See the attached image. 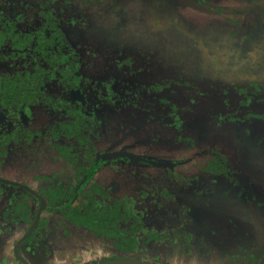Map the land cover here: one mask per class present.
Segmentation results:
<instances>
[{
	"label": "flooded vegetation",
	"instance_id": "flooded-vegetation-1",
	"mask_svg": "<svg viewBox=\"0 0 264 264\" xmlns=\"http://www.w3.org/2000/svg\"><path fill=\"white\" fill-rule=\"evenodd\" d=\"M39 1L0 0V231H19L20 237L13 246L16 263L34 264V259L37 263L48 260L50 264H58L63 259L59 253L63 249H60L62 243H65L67 237H79L80 234H85L88 242H98L103 248L105 255L91 264L121 257L166 264L149 260L142 256V252L150 248L147 244L152 240L159 244L158 247H166L168 242L163 239L168 238L170 232V239H176L173 246L183 256L191 251H197L199 255L212 252L216 247L211 245V240L215 238L219 227L227 224L220 220L223 214L217 213L219 219L216 226L206 233L205 217L195 216L198 209L196 200L202 204L205 195L214 191V188L202 193L201 173H185L183 167L193 157L165 155V158H154L144 153H132L124 147H111L116 143L115 137L119 130L127 124L132 123L139 130L134 132V129L128 128L123 133L124 137L125 133H131L130 130L134 136L142 137L148 132V128H144L146 122L153 124L155 113L149 110L153 112L152 117L144 113L148 104H153V90L157 89L153 86L152 78L159 63L150 65L153 62V50L145 53L146 45L138 43L136 37L135 41L130 40L123 31L121 34L113 32L109 39V36L106 38L100 35L99 39L98 31L101 30L98 28H95V34L89 26L84 28L78 23L79 26L75 27L76 23H72L74 29L67 33L58 9L54 6L56 2ZM180 1L196 9L223 14L228 11L237 12L242 7L216 8L206 0H197L204 2L202 6L195 0ZM250 5L264 7V0H252L246 7ZM115 34L121 38L118 40ZM115 52L117 56H114ZM251 52L253 55L257 51ZM122 54L124 56L120 57ZM204 70L203 65L202 73ZM176 78H172V81ZM240 87V93L244 96L241 101L247 100L243 104L250 106L256 95L262 96L259 93L264 91V82L248 81ZM139 94L143 96L139 97ZM145 97H151L148 104L143 102ZM173 99H169L168 103L171 111L175 112L173 109L177 103ZM172 112L163 114L162 120H169L167 125L177 128L180 115L177 113V118ZM109 115L121 119L128 117L129 122L110 125ZM256 115L264 119L263 113ZM253 116L252 113H246L248 120ZM219 126L222 124L216 126V129ZM236 132L240 134L242 142L249 137L251 143L260 144L258 146L264 148V137L255 142L249 136L252 132L245 134L241 129ZM186 138L190 142L186 148H190L195 143V137ZM143 140L149 142V148H152L153 135L144 136ZM228 160L227 156L219 152L215 157L203 161L201 159L200 163L197 161L195 165H202L200 171L210 177L212 182L220 175L233 180V184H228L220 191V197L233 191L243 209L240 213H243L247 211L244 200L249 196L243 188L251 178L247 177L245 181L244 170H231ZM127 163H131L134 168L146 167V171L158 163L167 169L168 174H174V182L182 184L184 176L192 188L202 190L198 189V193H185V205H179L181 210L168 215L167 198L173 194L158 184L165 180V174L163 177L156 174L153 180V174L148 176L144 171L145 181L138 186L131 178H122L127 183L130 181L124 192L132 189L140 194L135 198L121 192L120 173L122 166ZM262 164L259 163L258 168ZM136 172L132 171L131 174ZM255 191L256 195L261 193L259 189ZM146 196H150L151 200H144ZM191 199L193 205H188ZM94 201L106 207L116 204L117 207L113 209L124 214L119 222L122 233L115 234L112 230L99 232L92 227L80 230L62 215V212H87L92 209ZM26 212L31 213L30 217L27 215L29 219H12L15 213ZM140 213L146 218L143 219ZM50 214L53 218H48ZM164 223L171 224L173 228L165 233L167 225ZM221 223L222 226L219 225ZM145 224H154L156 230L145 232ZM242 234L241 243L236 248L220 251L223 263L264 264V241L247 238L250 234H246V231ZM8 246L2 236L0 254H4ZM17 248L23 255L18 254ZM173 251L174 248L172 254ZM24 252L29 253V261L23 257ZM155 255L165 259L159 251Z\"/></svg>",
	"mask_w": 264,
	"mask_h": 264
},
{
	"label": "rangeland",
	"instance_id": "rangeland-1",
	"mask_svg": "<svg viewBox=\"0 0 264 264\" xmlns=\"http://www.w3.org/2000/svg\"><path fill=\"white\" fill-rule=\"evenodd\" d=\"M250 1L252 0H206L210 6L216 8L229 9L242 6L237 12L228 11L223 14L196 9L180 0H54L56 2L54 6L58 9V15L67 33L74 29L72 23H76L75 27L79 26L78 23L84 28L89 26L95 34L97 32L95 28H98L103 31H98L99 39H101L100 35H105L106 38L109 36V39L113 32L121 34L123 31L128 38H131L130 40L135 41L136 37L138 43L146 45L145 53H148L147 50H153V62H150V65L154 62L159 63L152 78L153 86L157 88H153L155 89L153 104L147 102L151 97H145L143 101L148 104L144 113H149L150 117L154 116L153 112L155 113L153 124L146 122L144 128H148V132L142 137L134 136V132L139 128L132 123L127 124L121 128V131L119 130L115 137L116 143L111 147H124L132 153H144L154 158H165V155L191 156L193 158L189 165L183 167L185 173L187 175H191L194 171L201 173L203 190L198 189L202 190V193L204 190L214 188V191L205 195L202 204L201 201L198 204L196 200L195 205L198 209L195 211V216L205 217L204 226L206 233H209V229L215 227L218 222L217 213L223 214L220 220L227 225L219 227L215 238L211 240V245L216 249L205 255L191 251L190 254L183 256L173 246L176 239L174 241L170 239V232L168 238L163 239L168 242L166 247H158L159 244L153 240L147 244L150 248L142 252V256L149 260H158L166 264H224L220 251L236 248L241 243L244 235L242 233L245 231L246 234L247 232L250 234L247 238L264 241V232L261 233V228L264 229V164H262L264 148L259 147L260 144L251 143L249 137L242 142L243 139L241 140L240 134L236 132L239 129L245 134L252 132L249 136H252L255 142H258L260 137H264V119L256 115L259 112L264 115V91L259 93L262 96L256 95L251 100L250 106L241 103V98L244 96L240 93V86H243V83L253 80L264 82V7L256 5L246 7ZM114 36L118 37L116 34ZM120 38L118 37V40ZM97 43L101 44L100 41ZM255 50L257 52L252 55L251 51ZM114 56H117L116 52ZM122 56L124 54L120 57ZM203 65L204 73H202ZM173 76L177 77L174 81H172V78H175ZM142 96L139 94V97ZM172 98L177 103L175 108L177 110L173 109L175 112L171 111L168 103ZM250 110L255 112H248ZM166 111L174 113L177 118V113L180 115V123L177 124L180 129L177 126V128L168 126L169 120H162V115L168 113ZM246 113L255 115L249 118L251 122L246 118ZM109 117L110 125L129 122L128 117L123 119L116 115ZM221 124L222 126L216 129V126ZM128 128L134 129V132L130 130L131 133H125L126 137H124L123 133ZM152 135L153 146L149 148L151 144L143 140V137ZM186 137H195V143H192L190 148H186L188 146L186 144L190 143L186 141L189 140ZM219 152L228 157L227 164L231 170L236 172L244 170L245 181L247 177L251 178L249 184H244L243 188V191L250 196L244 200L247 204L246 212L240 213L243 209L237 194L233 191H229L227 196L220 197V191L222 192L228 184H233V180L220 175L212 182L210 177L200 171L202 165H195L197 161L200 163L201 159L203 161L215 157ZM259 163L262 165L258 168ZM122 167L121 192H124L126 184H130V181L127 183L122 178H131L137 186L145 181L143 172L146 171V167L134 168L131 163ZM132 171H141L142 176L137 172L131 174ZM146 172L148 176L153 174V180L156 174H160L159 177L165 174V180L159 181L158 184L162 189L173 194L167 198L168 215H174L171 212L177 213L181 210L179 205H185L183 204L185 193H198V189L192 188L184 176L182 184L174 182L172 179L174 174H168L167 169L159 166L158 163L149 167ZM153 184H156L155 181ZM255 189H259L261 193L256 195ZM127 193L135 198L140 195L132 189L124 192ZM146 199L149 201L151 197L146 196L144 200ZM187 204L193 205L192 199ZM141 216L143 219L146 218L142 214ZM51 217L52 214L48 216ZM164 225H167L165 233L173 228L171 224L164 223ZM219 225L222 226V223ZM143 226L147 227V230L144 229L145 232L156 230L154 224ZM11 231L10 234L0 231V241L4 236L6 244L12 247L15 240L20 237V233L16 229ZM64 242L63 246H60V249L63 248L62 251H59L63 259L58 264H91L105 255L101 245L98 242H88L85 234H80L79 237L71 235ZM156 251L165 254V256L160 255L165 259L155 255ZM38 262L33 261L34 264H50L48 260ZM0 264L5 262L1 261Z\"/></svg>",
	"mask_w": 264,
	"mask_h": 264
},
{
	"label": "trees",
	"instance_id": "trees-1",
	"mask_svg": "<svg viewBox=\"0 0 264 264\" xmlns=\"http://www.w3.org/2000/svg\"><path fill=\"white\" fill-rule=\"evenodd\" d=\"M197 2L201 6L202 4H204V2H199V1ZM241 102L247 103L248 101L242 100ZM97 205H99L100 207L98 208ZM116 207H117L116 204L115 205L113 204L111 207H106V205H102L101 202L97 203L96 201H94L91 207L92 209L88 210L87 212L74 213V214L62 212V215L66 216L68 221L70 222L72 221L74 226L76 227L78 226L77 228L80 230L86 229L87 227H92L99 232L112 230L113 233L119 234L122 233V229L119 227V222L124 218V214L122 213L121 215L120 212H117L116 209H113ZM27 215L30 217L31 213L29 212H26L24 214L15 213L14 218L12 219L14 221L18 219L17 217H23V219H29Z\"/></svg>",
	"mask_w": 264,
	"mask_h": 264
},
{
	"label": "water",
	"instance_id": "water-1",
	"mask_svg": "<svg viewBox=\"0 0 264 264\" xmlns=\"http://www.w3.org/2000/svg\"><path fill=\"white\" fill-rule=\"evenodd\" d=\"M22 261L25 262L24 260ZM98 264H157V263L145 261L143 259L121 257V258L105 260Z\"/></svg>",
	"mask_w": 264,
	"mask_h": 264
},
{
	"label": "crops",
	"instance_id": "crops-1",
	"mask_svg": "<svg viewBox=\"0 0 264 264\" xmlns=\"http://www.w3.org/2000/svg\"><path fill=\"white\" fill-rule=\"evenodd\" d=\"M7 246H8V244H7ZM15 249V248H14ZM19 248H17V252H18V254H20V255H23L22 254V251L21 250H18ZM6 250H7V247H6ZM10 251H11V254H14L13 256H11V254H10ZM26 255V256H25ZM23 257H25L26 259H28V261H29V259L30 258H28V256H27V254H25ZM1 261H3V262H5V264H17L16 263V259H15V252H14V250H13V246L11 247V245L9 244V246H8V250L7 251H5L4 252V254H0V263H1ZM31 261V260H30ZM32 261H34V259H32ZM31 261V262H32Z\"/></svg>",
	"mask_w": 264,
	"mask_h": 264
}]
</instances>
